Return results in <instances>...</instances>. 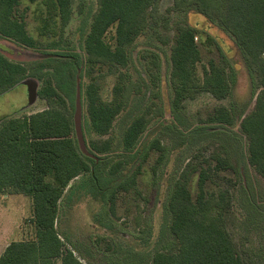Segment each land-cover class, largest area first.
Listing matches in <instances>:
<instances>
[{"label":"rangeland","instance_id":"374dc122","mask_svg":"<svg viewBox=\"0 0 264 264\" xmlns=\"http://www.w3.org/2000/svg\"><path fill=\"white\" fill-rule=\"evenodd\" d=\"M98 6V0H71L69 19L64 21L55 0H21L13 15L25 21L36 46L26 47L18 39L0 34V52L25 65L30 73L38 67L39 59L48 54L76 50L84 58L85 37ZM187 23L201 30L197 40L201 51L199 77L203 78L209 61L215 60L226 67L232 90L223 99L202 91L184 100L177 109L172 102L171 54L177 27ZM115 30L112 26L105 37L112 45ZM127 54V65L117 70L107 65H97L92 72L88 68L83 70L82 126L86 129L89 120L87 87L96 83L104 102L121 100L123 109L107 135L86 134L89 146L92 141L105 139H111L115 145L128 125L136 117L144 116L147 125L134 149L141 156V169L139 164L130 166L125 157H120V149L117 155L104 156L101 163L107 171L114 167V180L107 186L106 198L83 189L75 192L90 180L89 172L71 181L73 187L66 189L59 204L56 225L61 238L84 264H149L156 252L177 248L168 208L175 182L187 172L188 187L195 199L200 173L206 171V194H226L223 223L234 248L247 264H264V175L249 164L248 141L240 129L243 115L253 110L261 89L254 67L244 59L233 36L202 14L176 8L174 0H158L149 9L146 27L127 48ZM26 80L27 84L0 94V118L22 104L31 106L10 118L53 106L38 94L42 81L33 77ZM220 106L228 107L234 117L227 129L239 133V143L233 150L226 152L216 137L181 135L217 125L208 119ZM171 123L178 127L177 131L164 128ZM155 140L160 141L162 151L155 148ZM218 156L226 157L232 167L217 170ZM31 215L29 196L0 193V255L11 242L34 236Z\"/></svg>","mask_w":264,"mask_h":264},{"label":"trees","instance_id":"16d2710c","mask_svg":"<svg viewBox=\"0 0 264 264\" xmlns=\"http://www.w3.org/2000/svg\"><path fill=\"white\" fill-rule=\"evenodd\" d=\"M20 1L0 0V34L18 39L26 47H35L36 40L28 33L25 21L13 15ZM55 1L63 20L67 21L71 0ZM157 1L98 0V10L85 37L84 58L76 50L48 54L39 59L38 67L30 73L25 65L11 61L0 52V94L23 79L33 77L43 82L38 90L39 96L53 105L31 115L6 118L0 122V193L29 196L32 200L30 222L35 228L33 237L13 241L5 248L0 255V264H84L66 245L56 225L60 200L66 189L75 178L89 172L90 180L82 183L75 192L83 189L106 198L107 186L114 180V167L107 171L101 168V163L104 156L117 155L120 149L123 150L118 154L120 157H125L130 166L139 164L138 169H141V163H138L141 156L134 149L147 125L144 116L136 117L115 145L111 139H105L92 141L89 146L86 134L107 135L123 109L121 100L104 102L96 83L87 87L89 120L86 129L82 126L89 154L81 150L74 127L77 81L79 78L83 104L85 68L92 72L97 65H107L111 70L126 66L127 48L146 27L147 12ZM174 2L176 8L202 14L233 36L244 59L254 67L261 89L253 110L243 115L240 129L248 141L249 164L264 175V0ZM112 26L116 27L114 45L105 40ZM200 32L197 26L187 23L177 27L174 36L171 80L173 107L177 109L184 100L202 91L223 99L232 90L226 67L215 60L209 61L208 67L203 69V78L199 77L197 65L201 51L197 40ZM218 47L222 50L219 44ZM222 53L225 57L223 50ZM225 61L229 63V60ZM208 120L217 125L193 129L188 136L181 132V135L216 137L226 152L233 150L240 137L238 132L227 129V125L234 122L231 110L220 106ZM163 126L169 131L178 130L173 123ZM154 145L162 151L159 140H155ZM158 160L160 162L161 157ZM231 167L226 157H217V170ZM208 179V173L202 171L195 199L188 187L187 172L175 182L168 208L172 213L171 230L177 248L156 252L149 264H247L234 248L223 223L226 194L208 196L205 192ZM135 182L133 180L134 185Z\"/></svg>","mask_w":264,"mask_h":264},{"label":"water","instance_id":"95a60500","mask_svg":"<svg viewBox=\"0 0 264 264\" xmlns=\"http://www.w3.org/2000/svg\"><path fill=\"white\" fill-rule=\"evenodd\" d=\"M24 83H27V80H24ZM74 127H75L76 135H77L81 150L85 154H89L86 148V145H85L83 130H82V92H81V85H80L79 78L77 81V95H76V109L74 113Z\"/></svg>","mask_w":264,"mask_h":264},{"label":"crops","instance_id":"0c3cea01","mask_svg":"<svg viewBox=\"0 0 264 264\" xmlns=\"http://www.w3.org/2000/svg\"><path fill=\"white\" fill-rule=\"evenodd\" d=\"M24 84H27V83H24ZM23 84V85H24ZM24 105L22 104L21 106H20V108L21 107H23ZM31 105H26V106H24L23 108H22V110L24 111V109H28L29 107H30ZM19 108V109H20ZM18 110V109H17ZM22 110L21 111H18V112H15V110L13 111V113H8V114H4L1 118H0V120H4V119H6V118H10V117H12L13 115H15L16 113H21L22 112ZM41 111V110H40ZM38 112V111H37ZM35 113V112H34ZM17 114V115H18ZM33 114V113H32ZM17 115H15V116H17ZM28 115H31V114H28ZM24 117V116H23ZM71 184V183H70ZM69 184V185H70ZM71 186V185H70ZM74 250V249H73ZM81 260V259H80ZM82 261V260H81Z\"/></svg>","mask_w":264,"mask_h":264},{"label":"flooded vegetation","instance_id":"af4514ba","mask_svg":"<svg viewBox=\"0 0 264 264\" xmlns=\"http://www.w3.org/2000/svg\"><path fill=\"white\" fill-rule=\"evenodd\" d=\"M23 46H24V45H23ZM2 54H3V53H2ZM4 55H5V54H4ZM19 84H24V79H23V81H22L21 83H19ZM19 84H18V85H19ZM18 85H16V86H18ZM16 86H15V87H16ZM15 87H13V88H15ZM13 88H12V89H13ZM12 89H10V90H12ZM23 107H24V106H23ZM23 107H21L20 109L16 110L15 112L21 111ZM22 111H23V110H22ZM17 114H18V113H16L15 115H17ZM1 121H2V120H0V122H1Z\"/></svg>","mask_w":264,"mask_h":264}]
</instances>
